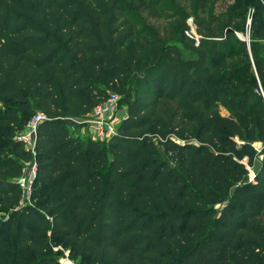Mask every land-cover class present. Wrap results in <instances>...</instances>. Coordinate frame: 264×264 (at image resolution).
I'll use <instances>...</instances> for the list:
<instances>
[{
  "label": "trees",
  "instance_id": "obj_1",
  "mask_svg": "<svg viewBox=\"0 0 264 264\" xmlns=\"http://www.w3.org/2000/svg\"><path fill=\"white\" fill-rule=\"evenodd\" d=\"M179 1L0 0V264H264V0ZM111 92L115 135L82 139Z\"/></svg>",
  "mask_w": 264,
  "mask_h": 264
},
{
  "label": "built area",
  "instance_id": "obj_2",
  "mask_svg": "<svg viewBox=\"0 0 264 264\" xmlns=\"http://www.w3.org/2000/svg\"><path fill=\"white\" fill-rule=\"evenodd\" d=\"M262 95L264 97V90ZM120 108V96L116 93H109L107 99L97 105L92 112L84 116L86 122L95 130L97 138L106 141L115 135L118 124V111ZM46 119L42 112L36 114L27 123L24 131L20 134L26 147L35 154V143L39 124ZM37 175V164L35 159L25 165L23 173L17 181L21 187V203L23 206L33 203V187ZM49 219V217H48Z\"/></svg>",
  "mask_w": 264,
  "mask_h": 264
},
{
  "label": "rangeland",
  "instance_id": "obj_3",
  "mask_svg": "<svg viewBox=\"0 0 264 264\" xmlns=\"http://www.w3.org/2000/svg\"><path fill=\"white\" fill-rule=\"evenodd\" d=\"M181 4L184 2L183 0L179 1ZM235 2V0H210V9H215L216 13H220L226 10V8L228 7V5L233 4ZM187 4V8L188 11L191 12L193 11V8L191 6V4L188 2ZM251 10V9H250ZM193 17L191 16V18L189 19V23H190V28L187 29V32L193 36H197L196 33V24L194 22H192ZM236 35L243 39L246 40L247 42L248 39H250V31H245V32H236ZM184 53L186 57H189L192 55V53L186 49H184ZM0 107H2V105L0 104ZM126 112V106L125 104H120V108L118 111V119H120L121 117H123V115ZM224 114H227V111L223 110ZM80 121H82V127L80 129H78V131H76V134H80L82 139H98L96 134H95V130L90 126V124L85 120L84 117L79 118ZM256 148L258 149V151L260 152L261 150V145L259 143H256ZM259 161V159L257 160ZM245 163H247V160L244 161ZM251 169V177L254 176L255 172L254 170L250 167ZM51 248L52 251L55 253L56 257L59 259L60 262L64 263V264H79L78 261L74 260L71 256H70V249L64 245H62L61 243H52L51 244Z\"/></svg>",
  "mask_w": 264,
  "mask_h": 264
},
{
  "label": "water",
  "instance_id": "obj_4",
  "mask_svg": "<svg viewBox=\"0 0 264 264\" xmlns=\"http://www.w3.org/2000/svg\"><path fill=\"white\" fill-rule=\"evenodd\" d=\"M230 31H232V29H229ZM248 41H250V39H248Z\"/></svg>",
  "mask_w": 264,
  "mask_h": 264
}]
</instances>
